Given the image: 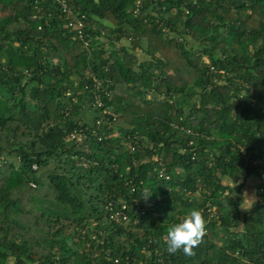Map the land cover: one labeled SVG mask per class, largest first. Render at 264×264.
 I'll return each mask as SVG.
<instances>
[{
  "label": "trees",
  "instance_id": "obj_1",
  "mask_svg": "<svg viewBox=\"0 0 264 264\" xmlns=\"http://www.w3.org/2000/svg\"><path fill=\"white\" fill-rule=\"evenodd\" d=\"M73 2L90 50L52 0H0L18 108L0 115V264H264V177L246 163L264 160V0ZM105 108L101 140L71 138ZM208 204L193 254L168 252L169 224Z\"/></svg>",
  "mask_w": 264,
  "mask_h": 264
},
{
  "label": "built area",
  "instance_id": "obj_2",
  "mask_svg": "<svg viewBox=\"0 0 264 264\" xmlns=\"http://www.w3.org/2000/svg\"><path fill=\"white\" fill-rule=\"evenodd\" d=\"M53 3L58 6V8L60 9V12L63 15L64 21H65V25L67 28H69L70 31H73L75 34L73 36V39H78L81 40L84 43V46L87 50H90L91 48V41H90V36L89 34L86 32L87 29V15L80 12V10H78L75 5L73 0H52ZM140 2L136 3L135 9H134V13L137 14L140 10ZM131 40V38H129L127 40V43H129ZM95 82H96V87L97 89H101V82L98 81L96 78H94ZM107 95H109L108 93H106ZM94 108H103L104 107V102L102 100L101 95L95 94V100H94ZM101 115L100 118L97 117L96 121H95V125L98 128H91V130H89V128H86L85 130H81L80 132H76V130L73 132V135L71 136V138H75V136H77L79 139H86L89 134L91 133L92 135H97L99 136V140L102 139V135L98 134V129H101V126L103 125V121L107 118L106 115L112 114L114 116V114L111 112V110L109 108H105L103 111H101V113H99ZM97 114V116L99 115ZM108 119V118H107ZM109 120V119H108ZM112 125V123L110 122L109 127ZM188 133H191L192 131L190 129H187ZM104 134V133H103ZM114 135H120L119 133H115ZM246 163H251L254 166H258L259 167V173L262 177H264V160L262 159H255V160H247ZM36 167V166H35ZM160 176H163V173H160ZM169 178V176H167V179ZM238 181L236 182L235 180L231 181L232 183H229L230 186L233 187H238L240 185V183L242 182V178H238ZM236 182V183H235ZM229 193V191H225L224 195H227ZM110 211V217L111 219H113L114 221L118 222V223H123L126 222L128 220V215L125 212V209L127 208L126 204L122 205L121 209H118L116 206L113 205V203H109L108 207H107ZM219 214L217 213V209L216 206H212L211 204L207 205V217L206 220L207 222L210 219L213 218H218ZM238 254V252L236 253ZM118 260H116L117 262Z\"/></svg>",
  "mask_w": 264,
  "mask_h": 264
},
{
  "label": "clouds",
  "instance_id": "obj_3",
  "mask_svg": "<svg viewBox=\"0 0 264 264\" xmlns=\"http://www.w3.org/2000/svg\"><path fill=\"white\" fill-rule=\"evenodd\" d=\"M151 194L150 190H145L143 198L147 199ZM206 226L207 220L203 213L199 209L193 208L183 219L169 224L164 237L166 250L170 253L182 251L186 255H192L194 248L206 234Z\"/></svg>",
  "mask_w": 264,
  "mask_h": 264
},
{
  "label": "rangeland",
  "instance_id": "obj_4",
  "mask_svg": "<svg viewBox=\"0 0 264 264\" xmlns=\"http://www.w3.org/2000/svg\"><path fill=\"white\" fill-rule=\"evenodd\" d=\"M140 56L143 58H146V56H145V54H143V52H140ZM12 88H14V87H12ZM12 88H11V91L13 90ZM11 95H12V93H9L5 86H3V85L0 86V115H8V113H11L12 110L14 112L18 109V108L15 109V107L13 105L14 99L11 97ZM30 103L34 104L33 101H30ZM88 110H90V109H88ZM86 112H88V111H86ZM33 122H35V121L33 120ZM114 132L117 134L118 133L120 134V130L116 129ZM231 181H233V180H229L228 182L232 183ZM235 181L237 182L238 180H235ZM248 194L249 193L247 192V194H245V196H244L246 206H249L251 204V201H252ZM246 206L245 205L243 206L244 210H245Z\"/></svg>",
  "mask_w": 264,
  "mask_h": 264
},
{
  "label": "crops",
  "instance_id": "obj_5",
  "mask_svg": "<svg viewBox=\"0 0 264 264\" xmlns=\"http://www.w3.org/2000/svg\"><path fill=\"white\" fill-rule=\"evenodd\" d=\"M140 52L138 53V55L140 56ZM144 54V53H143ZM141 57V56H140ZM88 111V112H86ZM82 118L85 119L86 121H91L94 117H96L95 111L93 109L90 110H84L82 112ZM259 182V178L257 177H251L248 181V183L246 184V186L244 187L243 191H244V196L245 194H247V192L249 193V197L252 200L251 203L254 201L255 197H256V186L257 183ZM244 205H246V202L244 201Z\"/></svg>",
  "mask_w": 264,
  "mask_h": 264
}]
</instances>
